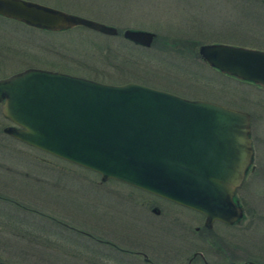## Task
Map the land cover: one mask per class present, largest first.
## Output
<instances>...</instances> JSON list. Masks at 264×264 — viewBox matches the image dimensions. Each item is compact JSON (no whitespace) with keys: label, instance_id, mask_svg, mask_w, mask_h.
Returning <instances> with one entry per match:
<instances>
[{"label":"rangeland","instance_id":"rangeland-1","mask_svg":"<svg viewBox=\"0 0 264 264\" xmlns=\"http://www.w3.org/2000/svg\"><path fill=\"white\" fill-rule=\"evenodd\" d=\"M32 1L113 25L117 33L82 25L46 30L0 16V77L36 66L111 83L137 81L249 113L255 168L236 190L244 218L230 223L226 232L230 255L237 262L264 258V89L216 70L197 51L200 43L214 41L264 50V0ZM126 27L152 30L155 35L149 46H143L121 35ZM7 124L10 121L0 113V194L4 196L0 204L5 202L8 216L18 209L22 232L37 240L38 258L33 264H113L119 260L108 245L71 233L55 220L82 223L83 228L109 238L117 235L121 244L130 239L152 242L153 238L160 256L177 250H185L186 256L194 249L191 237L201 233L192 230L201 224L198 213L124 182L102 180L90 169L11 137L2 130ZM149 201L160 205L159 215L149 213V207L142 204ZM49 216L55 218L56 253L47 236L52 231ZM7 224L14 225L9 220ZM10 229L0 234L6 232L7 238L14 239ZM10 239L4 245L7 249L14 248ZM199 243L197 248L206 249ZM6 257L15 259L14 254ZM124 258L131 264L139 261L127 254Z\"/></svg>","mask_w":264,"mask_h":264},{"label":"water","instance_id":"water-1","mask_svg":"<svg viewBox=\"0 0 264 264\" xmlns=\"http://www.w3.org/2000/svg\"><path fill=\"white\" fill-rule=\"evenodd\" d=\"M0 16L46 30L82 25L117 33L113 25L32 0H0ZM121 35L149 46L155 33L126 27ZM197 51L216 70L264 89L263 49L214 41ZM0 113L10 121L2 130L11 137L102 180L198 211L206 226L242 217L235 192L253 169L250 115L243 109L137 81L27 66L0 77Z\"/></svg>","mask_w":264,"mask_h":264},{"label":"flooded vegetation","instance_id":"flooded-vegetation-1","mask_svg":"<svg viewBox=\"0 0 264 264\" xmlns=\"http://www.w3.org/2000/svg\"><path fill=\"white\" fill-rule=\"evenodd\" d=\"M2 115V114H1ZM18 140V139H17ZM48 153V152H47ZM50 154V153H49ZM52 155V154H51ZM253 164V169L248 170L244 176V179L242 180L241 185H243L244 180L247 178L249 173H252L255 168V164L252 160ZM131 186V185H130ZM133 188H136L132 186ZM137 189V188H136ZM238 189V188H237ZM236 189V190H237ZM145 193H149L151 197L153 198H161L165 199L161 196L155 195L153 193L147 192L145 190L139 189ZM236 194V192H235ZM4 198L3 195L0 194V199ZM237 198V196H236ZM151 199V198H150ZM168 200V199H166ZM238 200V198H237ZM171 203H174L178 206H183L180 204H177L173 201L168 200ZM240 203V201L238 200ZM4 204H0V231H6L7 229H10L9 233L11 234V237H14V239L7 238L4 234H7L6 232L2 235L0 240V264H33L34 262L37 261L38 258V252L37 248L35 247V244L37 243V240H35L33 234H25L22 232L23 226L20 224V218L17 217V214L19 213V210L15 209L13 212H10V215H14L15 217H11L10 215L8 216V211H6V206L5 202H2ZM142 204L146 205V208L148 210V207L150 210H148L149 213L152 212L153 215H159L162 211V208L156 201H149V202H142ZM241 204V203H240ZM15 203V206L17 207ZM242 205V204H241ZM22 206V205H21ZM185 207V206H183ZM243 208V214H244V206L242 205ZM192 210V209H191ZM195 211V210H193ZM196 213L199 214V219H201V224H198L192 228L196 232L201 231L200 234L198 235H193L191 239L195 242L194 249L190 251L189 254L184 256L185 250H177L175 254H158L155 250H159L155 247L154 242L155 239H152V242L150 240H147V242H142L141 239H130V240H125L123 242L124 244L119 243V239L117 235L112 236V238L105 237L103 234L100 233H95L93 230L90 229L87 230L83 227H85V224L80 223V226L67 223L64 221H59L55 220L53 216H49L52 221L50 222V231L48 233V238L50 239V246L51 250L56 253V248H55V233L54 231V223L57 221V223L64 227L65 229H68L69 231H72L71 233L77 234V235H82V236H87L88 238H91L94 240L96 243L99 244H105L108 245V247H111L118 253L119 255V260L114 261L113 264H131V261L128 259L124 258V255L127 254V256H130L132 258H138V263L134 261L135 264H264V258H243L241 261L237 262L234 258L231 257L230 255V242H229V235L226 232V227L230 225V223L223 222L218 219H214L210 222L209 226H206L204 224V215L198 211H195ZM244 217L242 216L241 219L237 222L234 223H239ZM7 220L11 221L12 225L7 226ZM55 220V222H54ZM213 223H216V227L213 226ZM233 223V224H234ZM20 224V225H16ZM202 226V227H201ZM13 227V228H12ZM199 228V229H198ZM99 229V228H98ZM25 230V229H24ZM102 231V228L99 229ZM64 235H67L64 234ZM117 236V237H116ZM7 239L13 240L14 242V248H6L4 245H6ZM23 239L25 240V243H23ZM116 239L118 241H116ZM150 239V238H149ZM17 241H20L19 245ZM2 242V243H1ZM200 242V243H199ZM198 243L201 244V246L206 247L204 248H197ZM2 244V245H1ZM19 246V247H17ZM28 246V247H27ZM19 248V249H18ZM203 250H207L203 251ZM14 251V253H12ZM104 251V250H102ZM180 254H179V252ZM107 255L109 253L107 251H104ZM14 254L15 259L11 260L8 259L6 256H10ZM70 254V253H69ZM72 254V253H71ZM158 255V256H157ZM250 262V263H247Z\"/></svg>","mask_w":264,"mask_h":264},{"label":"trees","instance_id":"trees-1","mask_svg":"<svg viewBox=\"0 0 264 264\" xmlns=\"http://www.w3.org/2000/svg\"><path fill=\"white\" fill-rule=\"evenodd\" d=\"M42 151V150H41ZM47 153V152H46ZM49 154V153H48ZM254 158V157H253ZM254 160V159H253ZM81 167V166H80ZM86 169V168H85ZM250 174V173H249ZM110 180H115V179H112V178H109ZM118 181V180H117ZM138 189V188H137Z\"/></svg>","mask_w":264,"mask_h":264}]
</instances>
